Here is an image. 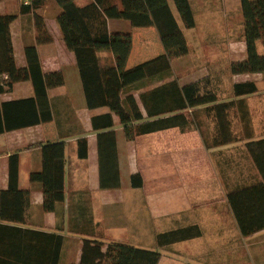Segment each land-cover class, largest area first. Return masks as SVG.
I'll list each match as a JSON object with an SVG mask.
<instances>
[{"label":"crops","instance_id":"0c3cea01","mask_svg":"<svg viewBox=\"0 0 264 264\" xmlns=\"http://www.w3.org/2000/svg\"><path fill=\"white\" fill-rule=\"evenodd\" d=\"M214 1L191 0L196 26L181 31L191 44L218 46L220 51L211 55L199 51L202 57L195 56L194 70L184 79L175 73L174 77L186 97L202 93L203 82L208 84L205 93L213 92L221 101L237 100L234 84L242 81L238 75L227 77L217 62L227 50L232 54L230 63L245 59L246 42L239 38L240 22L231 21L229 0H221L219 5ZM54 23L53 27L48 23L54 41L40 44L37 49L43 71H63L66 83L48 90L49 110L40 109L37 100L35 108L30 103L10 104L7 116L0 110L1 252L32 249L37 253L30 262L36 263L34 257H39L41 264L47 263L48 252L55 246L46 234L54 233L62 236L58 264H77L84 239L91 238L88 234L95 231L104 236L101 240L105 246L113 243L149 249L158 246L159 235L170 233L171 243L157 247L162 252L158 264H264V141L256 142L264 139V84L256 83V93L241 97L245 99L242 112L234 115L232 121L231 132L238 137L236 141L208 148L193 121L128 140L116 115L113 128L94 129L92 118L108 113L109 108L87 106L76 54L67 49ZM114 23L115 19L109 21L111 32L123 31L119 22ZM13 24L16 62L25 66V45L35 41L32 27L21 30L22 36H18ZM141 28L135 29L137 33L133 28L125 30L133 33V48L139 36H146L144 43L149 37L154 44L162 43L155 27ZM221 45L227 49H221ZM98 54L112 56L108 51ZM164 54L168 55L162 48L149 51L145 46L136 54L132 49L128 67ZM35 96L31 80L17 82L12 91L0 93V109L3 103ZM41 111L52 115V119L29 123L41 118ZM24 121H28L24 127L6 128L8 122L22 126ZM210 122V130H205L208 139L214 132V123ZM206 126L203 121V128ZM80 139L87 141L86 158L78 155ZM62 140L66 144L65 199L55 211H45L41 184L30 176L42 170L44 144ZM249 142L253 150L248 148ZM12 155H18L19 186L29 191V198L9 196L5 207L22 221L1 216V192L9 186ZM102 168L109 172L107 180H115V171L119 170L120 186L102 188ZM135 173L141 174L142 186L132 185L131 176ZM71 176L75 182L72 185ZM240 219L249 233L243 231ZM0 264L7 263L0 260ZM108 264H114L113 258Z\"/></svg>","mask_w":264,"mask_h":264},{"label":"trees","instance_id":"16d2710c","mask_svg":"<svg viewBox=\"0 0 264 264\" xmlns=\"http://www.w3.org/2000/svg\"><path fill=\"white\" fill-rule=\"evenodd\" d=\"M4 1L7 0H0V2ZM55 1L57 4L53 19L67 49L76 54L87 106L109 108L108 113L92 118L94 129L113 128V115H116L123 125L128 140L170 127L187 125L192 121L199 126L208 148L225 145L238 139L232 133L233 117L242 112L241 104L245 99L241 97L258 91L255 81L248 80L234 84L235 95L239 97L237 100L221 101L213 92L186 97L179 80L174 77L169 55H160L129 68L128 59L133 49V33L110 31L109 21L122 19L127 20L132 28L155 27L163 41L173 34L184 37L181 34L182 28L189 29L196 26V14L191 0H89L85 3H78L76 0ZM241 3L246 58L233 61L231 71L235 75L264 73V53L261 54L258 50L260 40L264 45V0H241ZM47 7L46 0H32L29 4L21 2L19 14L0 12V77L2 79L0 93L10 92L15 83L27 80L33 82L36 92L33 98L3 103L0 110L6 116L10 112V104L20 102L30 103L35 108V100H37L40 109L49 110L48 90L66 83L63 71L45 73L42 69L38 45L54 41L45 14ZM20 14L33 15L31 34L34 35L35 41L25 45L27 59L25 66L17 64L13 43L12 24L20 18ZM182 46H185L184 42ZM100 51H108L112 56L101 57L98 54ZM28 115L30 116V113ZM50 119L52 115H45L42 112L41 118H35L29 123ZM203 121L207 124L205 128ZM210 121L214 123V132L208 139L205 130H210ZM27 123L28 121H24L22 126H18L8 122L6 128L24 127ZM1 131H4V128H1ZM263 141L264 139L256 142ZM86 142L85 139L79 140L80 158H86L88 155ZM251 145L249 142L248 148L253 150ZM65 147L64 140L45 143L42 170L33 172L30 176L32 181L41 184L45 211H55L56 205L65 199ZM115 172V180H107L109 172L102 168V188L120 186V171ZM9 175V186L1 192V216L10 221H22L5 207L9 196L29 198V191L19 186L18 155L10 157ZM131 183L135 187L142 186L141 174H132ZM229 200L237 211L234 201ZM242 227L244 232L249 233L243 222ZM46 235L50 237L52 246L55 247L48 252L49 261L47 263L43 261L42 264H58L62 236L54 233ZM88 235L91 238L84 239L81 260L77 264H108L111 258L114 264H158L162 252L157 247L171 243V237L169 240L166 239L167 236H171L170 233L159 235L158 246L150 249L113 243H107L105 246L106 242L101 240L104 236H99L96 231ZM36 253L32 249L1 252L0 247V260L7 264L8 262L41 264L42 258L39 257H34L36 263L30 262V258Z\"/></svg>","mask_w":264,"mask_h":264},{"label":"rangeland","instance_id":"374dc122","mask_svg":"<svg viewBox=\"0 0 264 264\" xmlns=\"http://www.w3.org/2000/svg\"><path fill=\"white\" fill-rule=\"evenodd\" d=\"M78 3H81V0H76ZM22 0H7L4 2H0V11L3 13H9V14H19V8ZM215 4L219 5L222 4L221 0H216L214 1ZM46 4L48 5L47 9L45 10V14L47 16V21L51 25V27L54 26L55 19H53V16L55 15V9H56V1L55 0H46ZM229 6L232 14L231 21L236 19L237 23L238 21L240 22V25L242 27L241 30V35H239V38H243L245 40V27H244V16H243V11H242V3L241 0H229ZM119 22L120 24V29L125 31L131 29V25L127 20H122V19H115V23ZM57 24V23H56ZM33 27V15L28 14V15H21L20 18L13 24V29L15 34H18V36H22L21 30L25 29H30ZM134 33H137L135 29H142L141 27H134ZM24 34V33H23ZM182 34V33H181ZM146 36H139V38L136 40V43L134 45V52L135 54L138 53V51H141V49L144 48L145 46L149 51L151 50H156L158 48H162L163 51L167 50V53L171 59L172 66L174 69L175 76L179 79H184L187 75L188 72H192L194 70V67L197 66L195 62V56L198 55V57H202V52L208 53V55H211L213 52H219L218 46H206V47H198L190 43L189 40L186 38L182 37L180 34H173L171 37L167 39H162L161 41L157 42L154 44L152 41V38L149 37L147 39V42L145 39H143ZM24 38V37H23ZM184 38V39H183ZM25 39V38H24ZM140 39V41H139ZM238 40V37H237ZM143 42V43H142ZM183 42L185 43V46L183 45ZM180 43V45H178ZM178 45V46H176ZM164 46V47H163ZM221 49H227L226 45H221ZM19 48V47H18ZM166 48V49H165ZM258 50L261 54L264 53V45L263 42L260 40L258 42ZM202 51V52H199ZM231 53L227 50L226 54L224 56H220L217 66L218 69L223 72L227 77L232 78L235 74L232 73L231 71V64L229 62V59L231 57ZM194 62V63H193ZM193 63V65H191ZM239 76V81H245V80H253L255 81L258 85L264 84V73H248V74H241ZM201 89L203 86L202 93H205V88L208 87L207 83H201L200 84ZM184 87L187 88L186 84H184ZM225 95H229L228 93H225ZM69 181L71 182V185L74 184L75 182L73 181L72 176L70 177ZM157 222V220H155ZM170 235L167 236V240L170 239Z\"/></svg>","mask_w":264,"mask_h":264},{"label":"built area","instance_id":"2783aa9c","mask_svg":"<svg viewBox=\"0 0 264 264\" xmlns=\"http://www.w3.org/2000/svg\"><path fill=\"white\" fill-rule=\"evenodd\" d=\"M22 2H23L24 4H29V3L32 2V0H22Z\"/></svg>","mask_w":264,"mask_h":264}]
</instances>
